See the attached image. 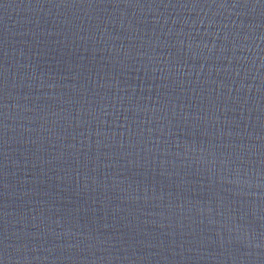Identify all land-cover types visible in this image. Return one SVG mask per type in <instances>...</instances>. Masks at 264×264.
<instances>
[{
    "label": "water",
    "instance_id": "obj_1",
    "mask_svg": "<svg viewBox=\"0 0 264 264\" xmlns=\"http://www.w3.org/2000/svg\"><path fill=\"white\" fill-rule=\"evenodd\" d=\"M0 264H264V0H0Z\"/></svg>",
    "mask_w": 264,
    "mask_h": 264
}]
</instances>
